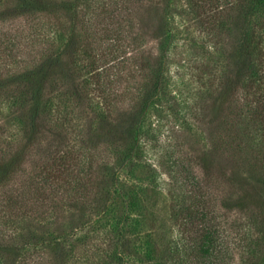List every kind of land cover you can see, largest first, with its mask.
<instances>
[{
  "label": "rangeland",
  "instance_id": "374dc122",
  "mask_svg": "<svg viewBox=\"0 0 264 264\" xmlns=\"http://www.w3.org/2000/svg\"><path fill=\"white\" fill-rule=\"evenodd\" d=\"M11 1L0 0V10ZM81 1L87 4V9L83 5L74 10L71 6L68 16L73 22L78 11L84 19L81 34L85 41L80 50L93 52L92 59L86 57L90 64L95 54V68L99 75H92V68V72L87 73L85 68L90 64L87 60L85 63L80 61L76 65L79 73H83L85 83L78 84L74 90L77 97H83L77 100L75 92L63 96L51 92L47 118L43 120L49 133L41 148H48L54 130L66 129L69 140L64 147L61 145L60 151L71 150L80 155L78 174L84 178L91 172L83 159L91 154L96 164L91 170L97 173L102 183L94 199H101V202L97 206L93 202L91 206L81 208L79 199L74 203L67 202L68 193L61 198V208L45 212L44 206L43 215L36 214L35 220H31L30 230L38 235L37 244L48 245V250H44L47 254L39 259L34 258L32 251L27 255L25 251L35 247L31 244L15 249V255L20 257L25 252V264H97L103 259L104 252H111L117 246L119 235L124 231L128 241L120 240L117 250L129 264H156L160 259L164 260L160 264H184L185 247L177 219L181 211L191 209L193 189L183 177L193 175L202 179L203 174L194 158L211 151L212 139L220 138L213 129L224 119L221 116L227 101L228 92H221L220 79L225 56L196 25L188 0H168L167 8L163 4L156 7L161 0ZM125 4L135 17L132 30L126 21L116 31L112 24L105 26L107 21L100 19L103 12L121 9V14H126ZM159 32L165 37L162 45L155 39ZM133 37L136 38L134 45H129ZM66 39H60L55 27L44 18L32 23L0 21L1 48H12L11 56L0 54V73L8 75L16 71L9 76L10 81L16 80L25 66L35 67L50 46L57 45V52H60ZM147 51L149 57H160L163 62L162 91L152 99L137 126L130 131L137 142L138 157L115 158L109 149L107 151L106 144L110 132L119 124L125 128L126 113L132 107V100L135 101V95L126 88H131L132 80H137L135 61L139 60L140 52L146 55ZM58 54L50 63L57 60ZM11 59H14L13 63H10ZM74 59H67L66 70ZM47 66L34 77L35 80H41ZM212 67L213 71L208 73ZM4 86L7 88L6 83ZM16 104L0 93V155H7L19 147L26 137L35 136V131H31L35 108L32 107L24 119L19 116ZM236 110L240 116L246 108L239 103ZM245 120L244 116L242 122ZM242 122L241 125L240 121L237 122L238 128L249 133L254 139L253 145L259 144L258 140L264 139V131L260 136L252 125L245 126ZM24 125L28 126L25 131ZM231 159L223 164V157L219 156L218 163L210 170L212 184H208L214 194L225 189V173L238 170V163ZM32 160L33 164L38 163L35 157L28 161L26 175L34 171ZM253 163L251 166L259 165L257 160ZM203 187L207 189L206 184ZM229 263L239 264L234 256Z\"/></svg>",
  "mask_w": 264,
  "mask_h": 264
},
{
  "label": "trees",
  "instance_id": "16d2710c",
  "mask_svg": "<svg viewBox=\"0 0 264 264\" xmlns=\"http://www.w3.org/2000/svg\"><path fill=\"white\" fill-rule=\"evenodd\" d=\"M167 1L161 0L156 7L163 4L167 8ZM27 2L32 5L27 6ZM188 2L195 14L196 25L204 31L208 41L221 49L225 56L223 75L220 77L221 92L228 93L227 101L224 102L225 112L221 116L224 119L215 124L213 129L220 138L212 139L211 151L194 158L196 166L203 174L202 179H196L193 175L183 177L193 189L191 209L181 211L177 219L185 247L184 264H230L229 259H233V256L239 264H264V139H259L260 143L255 146L249 133L237 126V122L240 121L241 125L245 116L246 120L242 125H252L253 129L259 131V135L264 131V0ZM71 6L74 10L81 6L87 9V4L81 0H12L7 7L0 10L1 22L32 23L44 18L49 21L50 26L55 27L60 39L67 38L66 45L60 52H57V45L50 46L45 50V55L38 59L35 67L25 66V69L18 73L16 80L10 81L12 78L9 77L16 71L8 75L0 73V93L6 99L18 103L16 105L19 108V116L26 119L32 107L35 108L34 128L31 130L35 131V136L26 137L21 140L19 147L10 150L7 155H0V264H25L30 251L37 259L47 254L44 250H48V245L37 244L38 235L34 230H30L31 220H35L36 214L40 217L43 215L44 206L45 212H48V209L53 212L58 207L61 208V198L68 193L67 202L74 203L79 199L81 208H87L93 202L97 206L101 202V199H94V194L101 189L102 183L97 173L91 170L96 166L91 154L83 159L87 170L91 172L84 178L82 174H78L81 167L78 163L80 155L71 150L60 151L61 145L64 147L69 140L66 129L54 130L48 148H41L42 141L46 140L45 137L49 133L45 130L47 123L43 120L47 118L46 110L49 107L48 98L51 92H59L62 96L75 92V86L85 83L83 73H79L76 64L80 61L85 63L86 57H93L91 50H80L85 41L81 34L85 21L76 11L73 22H70L68 15L71 13ZM123 7L126 14H121V9L103 12L100 19L107 21L105 26L112 24L116 31L122 22L126 21L132 30L135 17L128 11L126 4ZM164 38L162 32L155 34V39L160 45ZM135 39L133 37L129 45H134ZM56 53H59L57 60L50 63ZM0 54L4 57L11 56L12 48H1L0 44ZM140 54L138 61L132 59L137 63V80H132L131 88H126L135 95V101L132 100V107L126 113L125 128L119 124L117 129L110 132L111 137L106 144L107 151L109 149L115 158L138 157L137 142L130 131L137 126L152 99L162 91L161 58L149 57L148 51L146 55L142 52ZM64 56H67L66 59ZM68 58L75 59L69 70H66ZM95 58L94 54L91 64L87 60L90 66L85 70L91 73L94 69L92 75H99L98 69L95 68ZM13 62L14 59H11L10 63ZM46 65V72L38 82L34 77ZM213 69L214 67L209 68L208 73ZM75 94L77 97V92ZM81 97L83 95H79L77 100ZM239 103L246 108L245 113L241 111L240 116L236 110ZM203 111L206 112L204 109ZM27 127L24 125L23 130ZM244 143L249 144L243 145ZM221 155L223 164L229 163L231 158L235 159L238 170L225 173V189L220 194H214L208 184H212L209 178L210 170L218 163L217 159ZM33 157L38 159V163L33 164L32 160L31 167L34 166V171L26 175L27 162H31ZM256 160L259 165L251 166ZM203 184L207 185V189ZM251 189L253 191H250ZM120 240L128 241L124 231L119 235L117 246L110 250L111 252H104L101 259L104 262L101 263L100 260L99 263L129 264L125 256L117 250ZM31 244L35 247L27 249V255L25 252L20 257L15 255V249ZM161 261L164 260L160 259L155 263L160 264Z\"/></svg>",
  "mask_w": 264,
  "mask_h": 264
}]
</instances>
